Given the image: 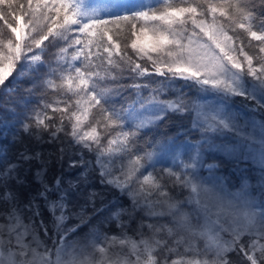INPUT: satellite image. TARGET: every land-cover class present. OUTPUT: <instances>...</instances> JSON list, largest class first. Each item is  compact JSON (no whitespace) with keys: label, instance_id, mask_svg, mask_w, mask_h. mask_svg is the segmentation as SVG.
Segmentation results:
<instances>
[{"label":"snow or ice","instance_id":"obj_1","mask_svg":"<svg viewBox=\"0 0 264 264\" xmlns=\"http://www.w3.org/2000/svg\"><path fill=\"white\" fill-rule=\"evenodd\" d=\"M0 22V264H264V0H0Z\"/></svg>","mask_w":264,"mask_h":264},{"label":"trees","instance_id":"obj_2","mask_svg":"<svg viewBox=\"0 0 264 264\" xmlns=\"http://www.w3.org/2000/svg\"><path fill=\"white\" fill-rule=\"evenodd\" d=\"M25 3H26V0H25ZM0 28H3V22H0ZM4 31L7 33V29H4ZM8 35H10V33H8ZM185 91L188 92L187 89H185ZM193 91L194 90H192L191 92H193ZM237 100H239V98H237ZM184 123L187 124L188 122L184 121ZM179 127H180V122L178 120H176L175 118H173V120H171V121L163 122L161 127L159 128V132L160 133H166V134H168L170 136L171 135H178V133L176 132V129L179 128ZM158 138H161V137H158ZM179 139L181 141H185V140L193 139V137H188V136H184V135L180 134ZM226 165H228V164L221 165L220 169L225 168ZM229 165L233 166L234 171L236 170V167L234 165H232V164H229ZM239 175H240V173L238 175H236V177H238ZM249 175L252 177L251 185L256 184L257 173L256 172H250ZM236 183H237V180H236ZM251 185H250V187H252L254 190L258 189L259 185H256V186H251ZM41 238L44 239V240L45 239L47 240L46 237H43L42 233H41ZM48 243L50 244L51 242L48 241Z\"/></svg>","mask_w":264,"mask_h":264},{"label":"rangeland","instance_id":"obj_3","mask_svg":"<svg viewBox=\"0 0 264 264\" xmlns=\"http://www.w3.org/2000/svg\"><path fill=\"white\" fill-rule=\"evenodd\" d=\"M188 94L190 95V96H194L195 95V90L193 91V92H188ZM190 140V139H189ZM188 140H185L184 142H187ZM246 165H244L243 163L240 165V167L243 169L244 167H245ZM247 167L248 168H252L253 167V165H251V162H248V164H247ZM218 174H221V175H223L225 178H226V180H228L229 182H231V183H236V175H238L239 174V172H237V170H235L234 171V168H233V166H231V165H226L225 166V168H223V169H219V172H218ZM203 175L204 176H207V172L206 171H204L203 172ZM256 185H258L257 183L256 184H253V185H251V186H256ZM259 187V186H258ZM250 190H254L252 187H250ZM257 195H258V193H257ZM46 240V239H45Z\"/></svg>","mask_w":264,"mask_h":264}]
</instances>
